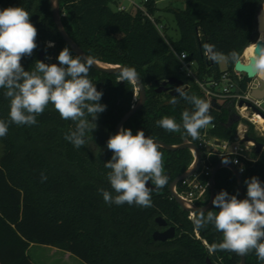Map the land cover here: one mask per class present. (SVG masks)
I'll return each mask as SVG.
<instances>
[{
    "label": "trees",
    "instance_id": "trees-1",
    "mask_svg": "<svg viewBox=\"0 0 264 264\" xmlns=\"http://www.w3.org/2000/svg\"><path fill=\"white\" fill-rule=\"evenodd\" d=\"M59 1L67 33L87 55L106 64L134 67L145 85L146 104L124 128H130L133 134L143 130L146 136L169 145H180L189 140L199 147V139L168 132L156 124L165 116L175 117L179 122L182 111L191 107L183 100L170 104L173 94L169 91L158 93L157 88L164 81L182 80L190 95L207 100L199 85L184 76L171 48L178 53L186 52L188 60L197 63L200 80L219 79L224 72L205 59L202 44H214L218 51L228 53L255 42L258 14L264 2L185 0L184 10H169L181 34L180 39L174 41L158 30L144 10L136 9L134 13L114 10L112 5H116L117 0ZM143 5L148 14L156 16V0H143ZM10 6L27 10L38 30V47L32 56L21 61L25 70L33 68L37 60L58 63L59 52L70 46L55 25L50 0H0V9ZM156 23H160L159 18ZM48 42H54V46L48 47ZM72 54L75 56L73 51ZM233 71L230 66L227 72ZM89 79L98 91H102L100 103L107 107L99 115L97 129L91 133L93 139L87 145L77 149L64 139L65 134L74 129V124L63 120L51 104L37 117L36 125L13 124L8 134L0 138L3 145L0 157V264H37L30 254L33 245L54 247L84 264H208L209 259L213 264H241V257L233 252L210 254L208 245L219 243L222 234L211 225L194 230L190 213L184 211L169 192L171 182L185 173L193 162L189 149L170 151L160 147L169 182L164 188L153 191L151 207L105 203L98 190L112 191L107 180L109 170L103 166L112 156L106 143L116 134L122 117L136 105V97L133 86L117 82V75L111 72L93 67ZM251 82L243 75L242 89L246 90ZM175 88V85H168V89ZM8 112L9 101L0 90V119L7 120ZM211 115L213 123L200 134L234 141L240 121L232 106L212 107ZM242 121L247 126L246 135L263 144L260 153L252 154L257 158L256 162L244 161L246 168L242 177L246 197L245 179L256 176L264 182V138L252 123ZM221 161L213 157L211 165L216 167ZM41 173L47 177L44 182H41ZM209 179L204 175L201 177L204 183ZM215 185L216 194L225 190L229 194L238 193L240 199L237 179L230 169L219 170ZM180 187L181 183L177 189ZM210 194L208 188L207 204ZM158 217L165 218L169 226L176 228L174 239L162 242L153 238L154 232L162 229ZM245 257L246 264H264L254 251Z\"/></svg>",
    "mask_w": 264,
    "mask_h": 264
},
{
    "label": "clouds",
    "instance_id": "clouds-1",
    "mask_svg": "<svg viewBox=\"0 0 264 264\" xmlns=\"http://www.w3.org/2000/svg\"><path fill=\"white\" fill-rule=\"evenodd\" d=\"M261 15L264 16V2ZM30 17L31 14L22 7L0 9V90L9 101L8 119H0V138L8 134L13 124L36 125L37 117L51 104L63 120L73 122L74 129H70L64 139L79 149L93 139L91 133L97 129L96 121L107 107L100 103L102 91H98L89 79L96 61L87 55L74 56L65 46L56 58L58 63L37 60L33 68L25 70L22 59L32 56L38 47V30ZM47 46L53 47L54 42H48ZM202 52L212 64L227 63L234 71L239 65L250 68L251 72L245 73L248 79L264 84V30H261L257 42H250L240 50L224 53L218 51L214 44L205 42ZM117 69V82L131 84L134 96L138 98L140 77L137 70L127 66H117ZM259 91L252 90L250 98L264 103V95H258ZM175 92L177 95H171L170 104L183 100L191 107L182 111L179 122L175 117L165 116L156 124L168 132L186 134L197 140L200 131L214 121L212 105L200 96L190 95L183 86L176 87ZM106 146L112 156L103 166L109 170L107 180L112 191L98 190L105 203L151 207L153 191L164 188L169 182L160 144L146 136L143 130L133 134L130 128L121 127L109 137ZM46 179L41 173V182ZM244 184V199H238V193L229 194L221 190L212 199L213 209L218 211L195 209L189 219L196 231L211 225L222 234L219 243L208 245L210 254L229 251L247 256L254 251L258 260L264 262V182L252 176L245 179Z\"/></svg>",
    "mask_w": 264,
    "mask_h": 264
},
{
    "label": "built area",
    "instance_id": "built-area-1",
    "mask_svg": "<svg viewBox=\"0 0 264 264\" xmlns=\"http://www.w3.org/2000/svg\"><path fill=\"white\" fill-rule=\"evenodd\" d=\"M159 0H156L158 3ZM134 4V3H132ZM137 6V4H136ZM137 9L144 10L148 18L155 24L158 30L162 32L163 26L156 23L154 16L148 14L144 6H137ZM119 11H128L125 6L118 7ZM171 51L177 57L179 63L181 64V71H183L184 76L188 79L195 81L199 87L204 91L207 100L211 103L212 100H216L219 105L228 104L234 109V113L237 118H239L240 124L238 127L237 136L239 140L226 141L215 137H207V134H200L199 144L202 147V161H201V171L196 172L193 176L188 179L181 181V187L178 190L175 189L177 195L183 200L190 204L199 205L206 197L207 189L209 188V181L204 183L201 177H210L212 173L213 166L211 165V160L213 157H218L221 162L230 158L229 162L237 166L239 172L243 174L245 172L244 161L256 162L257 158L252 156L256 152L255 143L252 141L245 142L243 139L246 135L247 129L246 124L242 120H247L252 123L257 130L258 134L264 138V118L257 114L252 108L247 106V102L251 103L253 106L257 107L259 111L264 113V103H257L250 98V92L252 89L262 88V84L252 82L243 90L241 87V80L243 74L233 71L224 72L219 79L209 78L208 80L202 81L198 78V66L195 61L188 60V54L186 52H176L173 48ZM256 87V88H254ZM137 95V93H136ZM136 99V98H135ZM244 102L241 106L240 103ZM259 115L263 119V124H260L255 117ZM245 128V129H244ZM236 136V137H237ZM199 147V146H198ZM193 154V162L191 166H194L196 160V153L191 151ZM190 166V167H191ZM242 170V171H241ZM191 215V213H190ZM190 217V216H189Z\"/></svg>",
    "mask_w": 264,
    "mask_h": 264
},
{
    "label": "water",
    "instance_id": "water-1",
    "mask_svg": "<svg viewBox=\"0 0 264 264\" xmlns=\"http://www.w3.org/2000/svg\"><path fill=\"white\" fill-rule=\"evenodd\" d=\"M50 4H51V9H52V13H53V18H54V22L55 25L60 33V35L62 36V38L64 39V41L70 46V48L72 49V51L74 52L75 55H87L85 53V50H83L71 37L70 35L67 33L68 31H66L63 23H62V17H61V8H60V1L59 0H50ZM258 37L257 40L255 42L258 41V38L261 35V30H264V16L261 15V8L259 10V14H258ZM89 56V55H87ZM44 58V52L41 53V59ZM96 64L93 66L95 69H98L99 71L102 72H107V73H113L116 74L117 72V66H121V65H110V64H106L103 63L101 61L95 60ZM237 72L244 74L245 73H250L251 69L250 68H246L244 65H239L237 66L236 70ZM248 77V76H247ZM168 85L170 86H183L184 87V82L182 80L176 79V78H171L169 80L162 82L159 87L157 88V92L158 93H162V92H167L169 91L171 94L175 95L177 94L175 92V89H168ZM259 89L260 91L258 92V95H264V84H262V88H256ZM146 87L143 84L141 78H140V90L137 92L138 98H136V105L134 107H132V109L130 111H128L120 120V122L118 123V127H116V133L120 130L121 127H125L124 125L126 124V122L140 109H143L144 105L146 104L147 101V91H146ZM254 90V89H252ZM244 104V102H241L240 105L242 106ZM212 107L221 108V105H219L217 103L216 100H212L211 102ZM247 106L252 108L254 111H256L257 114L261 115L262 118H264V113L257 107L253 106L251 103L247 102ZM239 120V118H237ZM236 140H239V137H236ZM245 142L248 141H252L255 143L256 146V152L260 153L263 149V144L258 142L255 139L250 138L249 136L245 135L244 139ZM160 146L162 148H165L166 150H170V151H174V150H178V149H189L191 151H194L196 153V160L195 163L193 164L194 166H191L185 173H183L182 175L178 176L173 182H171L170 186H169V192L171 194V196L178 202V204L180 205V207L189 213H192L193 210L195 209H200L203 208L205 211L210 210L213 208L212 206V199L215 197L216 195V189L215 187L217 185H215L216 182V176L217 173L219 172L220 169L222 168H228L230 169L233 174L235 175L236 179H237V183H238V188H239V194H240V199H244L245 198V192H244V185H243V177L242 174L239 172V169L237 168V166L233 165L231 162H227L225 163V161L220 162L219 164L216 165V167H213L212 169V173L209 179V188H210V201L208 202L209 204H206L204 206H199V205H195V204H190L187 201L183 200L181 197H179L175 191L176 187L178 184H180V182L185 179L190 178L191 176H193L196 172H198L201 168V161H202V152L199 149L200 147H198L195 143L189 141V140H185L184 143L180 144V145H169L166 144L163 141L160 140H156ZM149 186L151 187V185L149 184ZM157 222L159 224L160 227L162 228H166L168 227V222L166 221L165 218L162 217H158L157 218ZM176 236V228L174 226H170L168 227L166 230L164 231H160L157 230L154 232L153 234V238L156 241H161L162 242H166L168 240H172L174 239ZM241 257V264H246V257L245 256H240ZM208 264H212L211 259L208 260Z\"/></svg>",
    "mask_w": 264,
    "mask_h": 264
},
{
    "label": "rangeland",
    "instance_id": "rangeland-1",
    "mask_svg": "<svg viewBox=\"0 0 264 264\" xmlns=\"http://www.w3.org/2000/svg\"><path fill=\"white\" fill-rule=\"evenodd\" d=\"M136 4L137 6H142V7L144 6L143 0H117V4L112 5V8L114 10H118V7L120 8L125 6L128 11L134 13L137 9ZM185 7H186L185 0H159L158 2V11L155 14L156 15L155 19L159 18L160 19L159 25L164 27L162 30L163 32L162 34L163 35L168 34V37H170L174 41L179 40L181 34L178 29L174 15L169 10L171 8L184 10ZM218 70L221 72H227L230 70V65L227 63H221L218 65ZM254 84L255 82L252 81V85ZM2 154H3V145L0 141V157L2 156ZM229 159L230 158H228L227 160ZM206 202H207L206 198L203 201H201L202 205L207 204ZM30 254H31V258L37 264H84L81 260L70 255L69 253L63 252L61 250H57L56 248L49 246L33 245L30 249Z\"/></svg>",
    "mask_w": 264,
    "mask_h": 264
},
{
    "label": "bare ground",
    "instance_id": "bare-ground-1",
    "mask_svg": "<svg viewBox=\"0 0 264 264\" xmlns=\"http://www.w3.org/2000/svg\"><path fill=\"white\" fill-rule=\"evenodd\" d=\"M261 36V35H260ZM255 119L260 123V124H263V119L259 116V115H257L256 117H255Z\"/></svg>",
    "mask_w": 264,
    "mask_h": 264
},
{
    "label": "flooded vegetation",
    "instance_id": "flooded-vegetation-1",
    "mask_svg": "<svg viewBox=\"0 0 264 264\" xmlns=\"http://www.w3.org/2000/svg\"><path fill=\"white\" fill-rule=\"evenodd\" d=\"M168 227H170L169 225H168ZM168 227H166V228H162V229H160V231H164V230H166Z\"/></svg>",
    "mask_w": 264,
    "mask_h": 264
}]
</instances>
